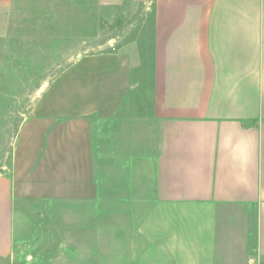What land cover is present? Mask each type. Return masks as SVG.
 <instances>
[{"label": "crops", "instance_id": "obj_1", "mask_svg": "<svg viewBox=\"0 0 264 264\" xmlns=\"http://www.w3.org/2000/svg\"><path fill=\"white\" fill-rule=\"evenodd\" d=\"M155 10L152 143L143 150L135 137L123 151L130 185L153 201L139 264H221L220 216L231 207L252 209L247 262L264 264V0H155ZM141 66L131 42L77 59L43 93L0 171V264L22 260L30 209L100 201L108 174L96 139Z\"/></svg>", "mask_w": 264, "mask_h": 264}, {"label": "rangeland", "instance_id": "obj_2", "mask_svg": "<svg viewBox=\"0 0 264 264\" xmlns=\"http://www.w3.org/2000/svg\"><path fill=\"white\" fill-rule=\"evenodd\" d=\"M154 7L155 0H130L121 9L97 0H11L0 7V171L10 169L19 128L52 83L77 59L117 52L144 28L150 39ZM150 79L148 72L134 73L131 97L102 124L96 141L108 176L100 201L30 209L19 264H139L147 246L139 229L153 201L148 190L130 185L124 172L134 167L133 158L123 151L135 137L143 150L152 143ZM220 222L221 264H248L256 238L252 209L228 208Z\"/></svg>", "mask_w": 264, "mask_h": 264}, {"label": "trees", "instance_id": "obj_3", "mask_svg": "<svg viewBox=\"0 0 264 264\" xmlns=\"http://www.w3.org/2000/svg\"><path fill=\"white\" fill-rule=\"evenodd\" d=\"M130 0H125V2L123 3V5L121 6H112V7H116V8H124L129 4ZM151 31V35H150V39L148 38V36L146 35V29L144 28L140 37L138 39L133 40L132 42H137L138 46H139V50H140V56H141V61H142V66L140 69L133 71L134 73H138L141 71H145L148 72L151 76V85H152V99H154V90H155V72H156V57H155V53H156V10L154 7V12H153V22L150 28ZM148 42H150V49H151V62L150 64L147 62V44ZM132 80H133V76H132ZM133 93V92H132ZM131 93V95H132ZM243 124L245 126H249L250 124H252L251 122H243Z\"/></svg>", "mask_w": 264, "mask_h": 264}]
</instances>
